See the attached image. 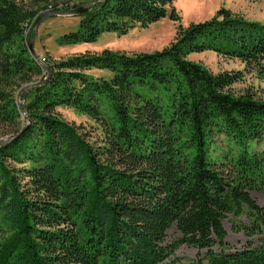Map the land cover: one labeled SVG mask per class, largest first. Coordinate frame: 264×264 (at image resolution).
Here are the masks:
<instances>
[{
  "label": "trees",
  "instance_id": "obj_1",
  "mask_svg": "<svg viewBox=\"0 0 264 264\" xmlns=\"http://www.w3.org/2000/svg\"><path fill=\"white\" fill-rule=\"evenodd\" d=\"M49 1L0 0V122L13 128L0 145V264H264V207L249 192L264 187V101L228 92L238 75L187 58H264V24L219 8L179 25L161 50L47 61L23 122L14 89L43 74L23 24ZM173 1L99 0L61 40L177 21ZM59 106L102 123L103 143L87 141ZM227 214L258 244L228 248ZM183 244L206 252L184 263Z\"/></svg>",
  "mask_w": 264,
  "mask_h": 264
},
{
  "label": "rangeland",
  "instance_id": "obj_2",
  "mask_svg": "<svg viewBox=\"0 0 264 264\" xmlns=\"http://www.w3.org/2000/svg\"><path fill=\"white\" fill-rule=\"evenodd\" d=\"M17 1L26 3L27 0ZM96 3L97 1L94 2V0H52L43 4L44 8L38 10L35 17L23 24V34L28 49L32 40L34 55H31L43 69L42 75L32 76L28 82L18 84L14 89L15 101L23 122L27 120L25 104L31 98L33 89L47 79L45 74L50 75L51 73L47 61L50 63L57 62L86 52L99 53L104 49L127 53L161 50L174 40L179 25L187 27L192 22L210 19L219 8L230 10L233 14L239 15L245 20L264 24V0H174L168 6V13L171 8L174 9L175 14L179 17L177 21L166 16L145 27L137 24L123 35L106 31L100 33L94 41L63 42L61 40L62 35L74 30L80 22L81 15L93 9ZM83 4L88 5V10L83 13L50 16L43 19L36 26V19L46 12L70 11L79 8ZM187 58L201 64L212 73L228 71L238 75V80L226 87V90L234 95L250 93L255 99L264 101V58L254 62H245L239 58L228 57L211 50L191 53ZM88 73L98 76L103 72L92 69ZM22 105L24 109L21 108ZM56 111L63 120L77 126L87 141L95 146L103 143L106 132L103 124L98 120L89 118L69 107L59 106ZM21 126H23V123ZM12 134L13 128L0 122V142H3L0 145L9 141ZM249 192L251 197L264 207V187L251 189ZM239 218L245 220L243 216ZM233 219L232 214H227L223 220L227 247L241 249L246 247L248 243L258 244L259 237L249 238L242 231L234 230L232 228ZM177 235L175 228L170 227L167 230L166 241L171 242ZM213 249L217 252L221 250L218 244ZM205 252V249H198L195 246L185 244L176 250L177 256L184 263L203 257Z\"/></svg>",
  "mask_w": 264,
  "mask_h": 264
},
{
  "label": "water",
  "instance_id": "obj_3",
  "mask_svg": "<svg viewBox=\"0 0 264 264\" xmlns=\"http://www.w3.org/2000/svg\"><path fill=\"white\" fill-rule=\"evenodd\" d=\"M95 1H98V0H94ZM88 10V5L87 4H83L81 5L79 8L77 9H74V10H70V11H50V12H46L44 13L43 15L39 16L37 19H36V26L39 25V23L47 18V17H50V16H55V15H63V14H79V13H83L85 11ZM32 44H33V41L31 40L30 44H29V50L31 52V54L34 55V52H33V48H32ZM24 106L22 105L21 108H23ZM24 109V108H23ZM26 115V114H25ZM3 143V142H0V144Z\"/></svg>",
  "mask_w": 264,
  "mask_h": 264
},
{
  "label": "built area",
  "instance_id": "obj_4",
  "mask_svg": "<svg viewBox=\"0 0 264 264\" xmlns=\"http://www.w3.org/2000/svg\"><path fill=\"white\" fill-rule=\"evenodd\" d=\"M42 60H43V58H42Z\"/></svg>",
  "mask_w": 264,
  "mask_h": 264
}]
</instances>
